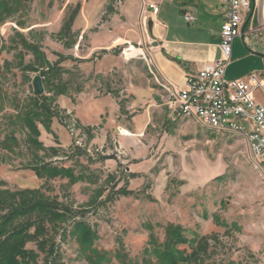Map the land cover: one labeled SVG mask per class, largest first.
<instances>
[{
	"label": "rangeland",
	"instance_id": "374dc122",
	"mask_svg": "<svg viewBox=\"0 0 264 264\" xmlns=\"http://www.w3.org/2000/svg\"><path fill=\"white\" fill-rule=\"evenodd\" d=\"M0 3L13 10L8 17L0 11V142L8 136V148L0 147V190H38L68 213L62 224L46 225L52 256L27 243L38 256L30 264H90L71 236L74 222L93 233L100 264H144L149 240L161 244L167 225L188 240H206L201 264H264V174L242 135L173 120L157 107L153 90L161 81L146 54L141 0ZM243 23L263 45L264 0ZM236 58L228 74L248 67ZM52 66L61 71L43 85L54 114L50 132L36 125L38 142L56 155L29 147L15 121L32 98L31 79ZM83 93L115 103L98 126L83 127L76 117ZM41 163L83 179H39L25 168ZM179 250L190 252L187 245Z\"/></svg>",
	"mask_w": 264,
	"mask_h": 264
},
{
	"label": "trees",
	"instance_id": "16d2710c",
	"mask_svg": "<svg viewBox=\"0 0 264 264\" xmlns=\"http://www.w3.org/2000/svg\"><path fill=\"white\" fill-rule=\"evenodd\" d=\"M12 4L15 3L12 2ZM251 5H253V0ZM0 11L8 17L13 10L8 5L0 3ZM60 71V68L52 66L40 73L39 76L43 80V85L46 83V77L57 76ZM31 97L29 103L17 114L15 121L23 129H26V141L29 147L56 155V150L53 148L44 149L38 142L39 132L36 125L38 121L46 131L50 132L51 120L54 117L50 106L52 101L44 96L32 95ZM7 144L8 136L0 142V147L8 148ZM15 144H17L16 139ZM25 168L33 171L39 179L52 180L57 177H68L72 182L83 179L82 176H74L69 168L56 167L51 163L28 165ZM123 195H127V193L124 192ZM67 214L66 210L61 209L54 201L45 198L38 190L15 192L0 190V264L35 263L38 256L26 248L27 243L32 241L35 242L39 251L47 254L46 257L52 256L56 247L53 241L47 237L48 228L46 225L53 228L62 224L67 220ZM62 230L64 231V228ZM164 231L165 239L161 244L155 243L153 239L149 240L147 248L144 250V259L142 260L144 264H149L150 259L154 260L152 264H201L200 254L205 253L207 244L201 246L200 244L205 239L188 240L179 227L172 225H167ZM70 233L79 245V252L88 253L85 257L87 263L100 264L104 261V256L91 250L93 233L88 227L83 223L74 222L71 225ZM195 242L196 244H194ZM47 243L48 250L45 247ZM181 245H187L190 252L179 250ZM125 261L121 259L119 264H131L130 262L125 263Z\"/></svg>",
	"mask_w": 264,
	"mask_h": 264
},
{
	"label": "crops",
	"instance_id": "0c3cea01",
	"mask_svg": "<svg viewBox=\"0 0 264 264\" xmlns=\"http://www.w3.org/2000/svg\"><path fill=\"white\" fill-rule=\"evenodd\" d=\"M158 6V13L153 15L147 3ZM226 0H141V14L146 23V51L149 53L153 72L158 79L168 82L176 91L185 86L187 78L197 73L204 64L221 59L219 51L220 30L224 21ZM193 18L191 24H185L183 16ZM246 16L245 18H248ZM242 36L236 38L232 45V58L237 57L241 62H248L236 73H229L231 63L225 72L227 81L241 80L250 84L249 75L256 74L263 82L264 88V44L249 38V30H244ZM115 37L108 42L114 43ZM147 45V44H146ZM112 47V46H111ZM244 47V48H243ZM157 107H163L167 117L169 112L164 103L161 89L153 90ZM260 90L255 91V100L264 106ZM80 103L76 106V117L80 124L92 128L101 124L106 111L115 107L113 100L108 97H94L83 93ZM109 120H106L108 125ZM143 128L139 127L138 132Z\"/></svg>",
	"mask_w": 264,
	"mask_h": 264
},
{
	"label": "built area",
	"instance_id": "2783aa9c",
	"mask_svg": "<svg viewBox=\"0 0 264 264\" xmlns=\"http://www.w3.org/2000/svg\"><path fill=\"white\" fill-rule=\"evenodd\" d=\"M251 1L226 0L218 46L220 60L204 64L197 73L187 78L181 90L176 91L162 78L159 88L169 117L173 120L195 119L199 124H213L214 131L242 135L264 169V106L254 98L256 90L264 92L263 82L256 74L249 75L250 84L225 79L226 69L231 63L233 42L242 36L243 21L248 15L253 18L260 0H253V5ZM147 7L153 15L158 13L156 4L149 2ZM183 20L191 24L193 18L185 14Z\"/></svg>",
	"mask_w": 264,
	"mask_h": 264
},
{
	"label": "water",
	"instance_id": "95a60500",
	"mask_svg": "<svg viewBox=\"0 0 264 264\" xmlns=\"http://www.w3.org/2000/svg\"><path fill=\"white\" fill-rule=\"evenodd\" d=\"M30 85L34 96L40 97L44 94V87L40 76H34L31 79Z\"/></svg>",
	"mask_w": 264,
	"mask_h": 264
},
{
	"label": "bare ground",
	"instance_id": "6f19581e",
	"mask_svg": "<svg viewBox=\"0 0 264 264\" xmlns=\"http://www.w3.org/2000/svg\"><path fill=\"white\" fill-rule=\"evenodd\" d=\"M200 124H201L203 127H205L206 129H209V130L214 131V126H213V124H209V123H200ZM250 151H251V154H252L254 160L257 162L258 167L260 168L261 172H263V174H264V169L261 168V165H259V158H258V157H254V153H253V151H252V150H250Z\"/></svg>",
	"mask_w": 264,
	"mask_h": 264
}]
</instances>
